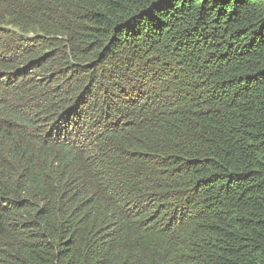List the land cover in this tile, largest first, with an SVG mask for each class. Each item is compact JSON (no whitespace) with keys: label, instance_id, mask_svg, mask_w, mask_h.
I'll return each mask as SVG.
<instances>
[{"label":"trees","instance_id":"obj_1","mask_svg":"<svg viewBox=\"0 0 264 264\" xmlns=\"http://www.w3.org/2000/svg\"><path fill=\"white\" fill-rule=\"evenodd\" d=\"M0 264H264V0H0Z\"/></svg>","mask_w":264,"mask_h":264}]
</instances>
